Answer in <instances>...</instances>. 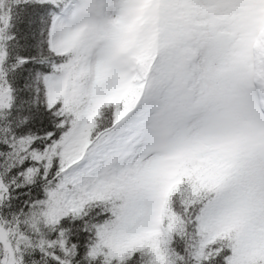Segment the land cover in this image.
Wrapping results in <instances>:
<instances>
[{
  "label": "snow or ice",
  "instance_id": "snow-or-ice-1",
  "mask_svg": "<svg viewBox=\"0 0 264 264\" xmlns=\"http://www.w3.org/2000/svg\"><path fill=\"white\" fill-rule=\"evenodd\" d=\"M0 264H264V0H0Z\"/></svg>",
  "mask_w": 264,
  "mask_h": 264
},
{
  "label": "trees",
  "instance_id": "trees-1",
  "mask_svg": "<svg viewBox=\"0 0 264 264\" xmlns=\"http://www.w3.org/2000/svg\"><path fill=\"white\" fill-rule=\"evenodd\" d=\"M21 115H23V112H21Z\"/></svg>",
  "mask_w": 264,
  "mask_h": 264
}]
</instances>
